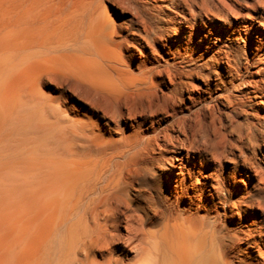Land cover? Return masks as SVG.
Here are the masks:
<instances>
[{"label":"bare ground","instance_id":"1","mask_svg":"<svg viewBox=\"0 0 264 264\" xmlns=\"http://www.w3.org/2000/svg\"><path fill=\"white\" fill-rule=\"evenodd\" d=\"M263 38L264 0H0L10 264H264V115L245 181L218 168L219 141L198 145L197 98L171 92L206 69L202 101L228 78L264 105ZM147 174L167 182L163 211Z\"/></svg>","mask_w":264,"mask_h":264},{"label":"rangeland","instance_id":"2","mask_svg":"<svg viewBox=\"0 0 264 264\" xmlns=\"http://www.w3.org/2000/svg\"><path fill=\"white\" fill-rule=\"evenodd\" d=\"M245 36L247 35H243L244 39H246ZM253 39L257 40V36H255ZM259 43V47L264 48V38ZM260 50V54H262L264 52V49ZM14 64V57L11 56V58H7L6 53L4 51H0V85L4 82L7 84V75L9 73H12L13 69H15L16 65ZM217 70H219L221 73L223 72L219 67H217ZM198 72L190 79L191 83L184 84L182 88L179 87L180 84H177L175 82V84L171 86V92L174 96H177V100L178 102L181 101V104H183V102L187 100L186 96L189 93H191L197 98L198 102L196 107L193 108L194 112L197 111L198 114H200V118H204V123L200 127H198L197 131V137L199 139L198 145L202 146V148L204 147L205 153L209 155L210 151H214V143L219 141V147L224 150V154L222 156L221 165L218 168L227 171L228 175L233 174V171L238 170V168H240V170H242V173H238L237 178L248 181L249 176L245 174V171L246 169L249 170L250 175L252 172L245 165L247 164V162L249 163L248 157L251 158L255 155L254 145L253 142L249 140V134L253 122H256V120L254 119L255 114L258 113L264 115V105L260 104V101L258 100L259 98H242L244 97L241 95L242 92L236 90L231 85V83H228V78L225 79V83L227 84V91L224 92L219 89V93H223L222 95H219L218 97L213 99L209 98L208 100L202 101L200 97L203 95L207 96L205 78L203 76V73H206V69L198 70ZM10 90L11 93L6 96L8 97L9 101H12L15 99L18 89L12 87L10 88ZM166 90H168V88ZM215 91H218V88L215 89ZM215 91L213 92L215 93ZM181 94L184 96L180 97ZM225 94L231 96L232 101L228 100ZM2 97L3 95H0V104H2ZM184 113H182V115L190 114L189 111L186 109V106ZM213 127H215V129H213ZM201 129L203 130V132ZM205 140H207L206 142H208L209 146L206 144V142L204 143ZM205 144L207 145V147L205 146ZM256 153L261 157V164L264 166V158H262V153L258 148ZM157 165L160 166L163 165V163H156V166ZM216 168V163L211 162L208 166V171H216ZM144 182L145 183L143 187L148 192H152L155 195L156 203L158 204L159 209L163 211L167 204V182L151 174L146 175ZM241 186L244 187L245 185L241 183ZM138 201H142L143 204H147L148 206L154 202V200L148 197L147 195H141L140 197H138L136 203H138ZM244 219L245 221L248 220L246 218ZM161 222L162 217L160 215H157L153 218L151 224L149 225V228L157 231L161 227ZM8 225H10L14 230L13 224L11 222L7 223L1 214L0 264H10L9 259L6 255L7 239H5L4 236L5 230ZM243 254H245L244 251Z\"/></svg>","mask_w":264,"mask_h":264}]
</instances>
